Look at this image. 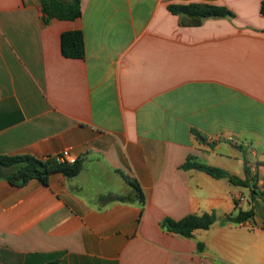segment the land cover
I'll return each instance as SVG.
<instances>
[{
	"label": "crops",
	"instance_id": "crops-1",
	"mask_svg": "<svg viewBox=\"0 0 264 264\" xmlns=\"http://www.w3.org/2000/svg\"><path fill=\"white\" fill-rule=\"evenodd\" d=\"M262 1L81 0V17L45 23L41 0H0V157L69 149L83 166L0 179V264H264V192L183 168L245 181L255 163L264 180ZM196 3L232 15L170 10ZM74 30L83 59L62 54ZM206 213L216 222L192 238L162 227Z\"/></svg>",
	"mask_w": 264,
	"mask_h": 264
},
{
	"label": "trees",
	"instance_id": "trees-1",
	"mask_svg": "<svg viewBox=\"0 0 264 264\" xmlns=\"http://www.w3.org/2000/svg\"><path fill=\"white\" fill-rule=\"evenodd\" d=\"M45 14L44 22L48 23L51 19L75 20L82 15L81 0H41ZM170 10L175 14H187L189 16L206 18L232 15V13L223 7L206 4L172 5ZM261 13L264 15V0L261 5ZM62 54L66 58L83 59L86 55L84 33L81 30L68 31L63 33L61 38ZM194 157H189L183 168L190 170L196 169L207 173L217 179H229L232 183L242 186H248L255 180L249 176L246 166V180L242 181L238 177L230 174L224 169L201 163ZM0 162L5 168V178L15 186H24L32 179H38L47 184L49 178L55 174H63L66 177H74L82 171L81 161L74 164L61 162L58 157H48L38 159L32 156H1ZM134 187L137 197L142 204L145 203V195L136 180L126 178ZM130 198L125 196L109 195L105 198L107 201H128ZM254 212H241L235 217H229L227 220L236 223L243 222L253 218ZM216 222L214 213H206L201 216L190 215L180 221L166 219L162 227L169 232L178 234L182 237L192 238L197 230H207ZM50 264H59L52 262Z\"/></svg>",
	"mask_w": 264,
	"mask_h": 264
},
{
	"label": "built area",
	"instance_id": "built-area-1",
	"mask_svg": "<svg viewBox=\"0 0 264 264\" xmlns=\"http://www.w3.org/2000/svg\"><path fill=\"white\" fill-rule=\"evenodd\" d=\"M58 158H59V160L61 162H69L71 164H74V163H76L78 161V159L71 154L69 149L64 150L58 156ZM247 168H248L249 176L252 177L255 180V182H253V184H256V186H258V188L260 189L261 192H264V180H262L260 178L259 166L257 164H255V163H248L247 164Z\"/></svg>",
	"mask_w": 264,
	"mask_h": 264
},
{
	"label": "water",
	"instance_id": "water-1",
	"mask_svg": "<svg viewBox=\"0 0 264 264\" xmlns=\"http://www.w3.org/2000/svg\"><path fill=\"white\" fill-rule=\"evenodd\" d=\"M5 177V168L3 164L0 162V179Z\"/></svg>",
	"mask_w": 264,
	"mask_h": 264
},
{
	"label": "rangeland",
	"instance_id": "rangeland-1",
	"mask_svg": "<svg viewBox=\"0 0 264 264\" xmlns=\"http://www.w3.org/2000/svg\"><path fill=\"white\" fill-rule=\"evenodd\" d=\"M229 146V148H231V151H233V150H235V152L236 153H238V156H239V154L241 155V153L239 152V151H237L236 149L237 148H235V149H232L233 147H231V145H228ZM229 150V149H228ZM234 161V160H233ZM232 161V162H233ZM244 168L241 166V170H238V171H240L241 173H244V170H243ZM244 191V193H246V191L245 190H243ZM246 195H247V193H246Z\"/></svg>",
	"mask_w": 264,
	"mask_h": 264
}]
</instances>
